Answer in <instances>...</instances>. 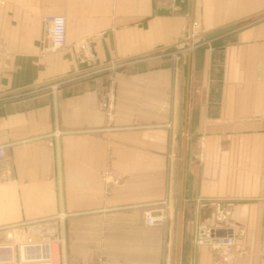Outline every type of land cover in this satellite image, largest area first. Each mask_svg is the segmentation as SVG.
I'll return each mask as SVG.
<instances>
[{
	"label": "crops",
	"instance_id": "0c3cea01",
	"mask_svg": "<svg viewBox=\"0 0 264 264\" xmlns=\"http://www.w3.org/2000/svg\"><path fill=\"white\" fill-rule=\"evenodd\" d=\"M157 1L0 0V226L60 216L59 264H175L196 23L179 264H264V0ZM52 15L66 48L41 54ZM199 227L233 243L193 246Z\"/></svg>",
	"mask_w": 264,
	"mask_h": 264
},
{
	"label": "built area",
	"instance_id": "2783aa9c",
	"mask_svg": "<svg viewBox=\"0 0 264 264\" xmlns=\"http://www.w3.org/2000/svg\"><path fill=\"white\" fill-rule=\"evenodd\" d=\"M164 1V0H160ZM171 1L173 0H165ZM42 23L47 26L48 42H41L40 53H57L66 48V20L64 16L52 15L42 19ZM196 23H192L187 38L188 45L197 37ZM74 59L81 63H93L95 56L88 39L80 40L75 44ZM176 57L177 53H172ZM58 84L44 87L52 93L56 92ZM43 90V89H42ZM4 155V149L0 146V157ZM156 210L147 209L143 212V222L146 226L162 225L166 217V202H161ZM55 219L61 220L60 216L41 217L33 220H23L13 224L0 226V232L4 234L6 242L0 244V250L10 252L13 260L0 262V264H57L60 257V247L62 239L55 226ZM233 243V234L223 238L215 237L211 228L199 227L193 237V246L203 244H222L229 246ZM262 254L264 255V240L262 242ZM26 256V258H24Z\"/></svg>",
	"mask_w": 264,
	"mask_h": 264
},
{
	"label": "water",
	"instance_id": "95a60500",
	"mask_svg": "<svg viewBox=\"0 0 264 264\" xmlns=\"http://www.w3.org/2000/svg\"><path fill=\"white\" fill-rule=\"evenodd\" d=\"M157 4L161 7H169L171 5L168 1H157ZM179 0H173V5L178 6ZM235 29V25H227L212 32H209L203 36L205 40H210L220 35H223L229 31ZM187 62H186V83H185V95H184V110H183V126H182V141H181V160H180V181H179V193H178V222H177V247H176V260L175 264H179L180 256V242H181V213L183 202V177L185 168V146H186V130H187V109H188V93H189V61H190V49L191 43L188 45ZM9 255L10 252L8 251Z\"/></svg>",
	"mask_w": 264,
	"mask_h": 264
},
{
	"label": "bare ground",
	"instance_id": "6f19581e",
	"mask_svg": "<svg viewBox=\"0 0 264 264\" xmlns=\"http://www.w3.org/2000/svg\"><path fill=\"white\" fill-rule=\"evenodd\" d=\"M1 258V257H0ZM9 256L7 257V258H2V259H0V262H7V261H9ZM24 258H26V256L24 257Z\"/></svg>",
	"mask_w": 264,
	"mask_h": 264
},
{
	"label": "rangeland",
	"instance_id": "374dc122",
	"mask_svg": "<svg viewBox=\"0 0 264 264\" xmlns=\"http://www.w3.org/2000/svg\"><path fill=\"white\" fill-rule=\"evenodd\" d=\"M40 89H44V87H42V88H40ZM61 237V236H60ZM62 239V238H61ZM59 259H60V257H59ZM57 264H59V261H58V263Z\"/></svg>",
	"mask_w": 264,
	"mask_h": 264
}]
</instances>
